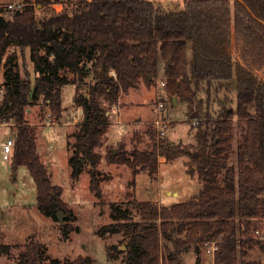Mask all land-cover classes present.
Masks as SVG:
<instances>
[{
  "label": "trees",
  "instance_id": "16d2710c",
  "mask_svg": "<svg viewBox=\"0 0 264 264\" xmlns=\"http://www.w3.org/2000/svg\"><path fill=\"white\" fill-rule=\"evenodd\" d=\"M224 2V19L217 26L206 13L211 0L188 1L178 12L149 0H80L70 13L43 17H37L36 5L44 9L53 3L37 0L36 5L23 3L11 18L0 14V121L13 123L10 166L13 171L22 166L29 170L37 207L59 223L64 240L79 230L72 225L78 217L63 200V188L53 183L38 150L30 108L38 105L42 113L48 110L61 121L62 89L76 87L73 105L82 118L69 135L74 138L68 159L71 177L78 180L89 165L90 188L100 197L98 166L112 108L121 94L141 84L151 87L163 63L165 87L171 99L187 104L196 143L182 146L165 139L158 146L149 128L153 149L129 153L120 144L107 148L105 160L132 168L135 185L137 175L158 172L159 154L169 161L187 157L189 171L202 179V188L189 201L169 207H160L156 200L137 201L138 222L128 209L112 203L113 222L97 235L123 234L126 245L111 246L115 253L107 251L108 259L116 264H180L182 254L198 242L217 240L215 264H257L242 257L263 244L257 231L264 233V0H234L233 9ZM234 34L242 40L237 55ZM17 49L24 55L22 61L29 51L33 71L19 63ZM233 153L236 161L231 163ZM184 232L185 239H173ZM9 249L0 244V254ZM19 260L96 264L90 256L50 257L47 245L35 237L29 238Z\"/></svg>",
  "mask_w": 264,
  "mask_h": 264
},
{
  "label": "rangeland",
  "instance_id": "374dc122",
  "mask_svg": "<svg viewBox=\"0 0 264 264\" xmlns=\"http://www.w3.org/2000/svg\"><path fill=\"white\" fill-rule=\"evenodd\" d=\"M37 0H0V14L6 18H11L13 10L9 5H22L30 2L36 5ZM53 4L41 9L36 5L37 17H43L51 14L70 13L74 3L80 0H51ZM162 6L168 11H182L186 4L191 0H149ZM213 5L206 9L207 16L214 26L223 21V6L227 4L233 9L234 0H211ZM242 40L235 34L232 40L234 54H238V49ZM13 50V49H12ZM19 54V63L33 71V64L30 61L29 51L27 58L25 55L22 61L23 53L20 49L16 50ZM4 67L0 66V88L2 90ZM72 78V75H69ZM161 82L166 83L162 74L155 79L151 87L140 85L138 90H130L129 94L120 96V113L128 112V115L135 116L142 114L140 120L131 119L126 121L121 117L123 125L121 127L120 141L111 142L107 148H118L124 144L126 150L130 153L134 150L145 151L153 149V141L148 135V129L155 131L156 143L158 146L163 140L168 139L175 145L190 146L196 143L195 129H192V123L187 118V104L177 99L175 105L171 99L169 91ZM145 91L147 95L145 96ZM76 87L67 85L62 89V108L63 118L61 121L55 120V124L46 125L47 119L52 120L49 111L42 113V108L38 105L30 108L28 119L30 123L36 126L38 150L43 155V160L48 166L49 173L54 184L63 188V200L74 211L78 220L74 222L73 227H78V231H72L67 240H64L57 221L45 216L37 207V189L36 185L26 167H19L16 171L12 170L11 162H6L0 157V244L9 245L8 253L0 254V264H19L20 254L25 250V244L30 237H35L48 247L50 257L58 259H75L78 256H90L96 264H116V261L108 259L107 251L115 253L110 249L111 246L126 245V238L123 234L108 235L99 237L97 231L104 225L113 222L112 203L120 204L128 209L132 219L136 222L141 221V213L137 201L144 200L143 190L150 185L155 188L152 191V199L157 200L158 188L169 189L173 195L163 194L162 204H178L189 201L197 195L202 188V179L198 175L190 173L189 159L187 157H178L168 160L166 155L158 156V172L152 177L148 173H141L136 176L135 185L133 184L134 175L132 168L127 165L115 164L109 168L105 160L107 149H102L103 156L101 164L98 166L100 174L98 175L99 189L101 196L97 197L91 190V177L89 174V165L86 171L78 180L71 177V168L68 159L73 152L71 145L74 138L69 135L75 131L78 124L74 123L71 115H77L80 119V112L76 114L73 109ZM143 95V96H142ZM142 96V97H140ZM140 97V98H139ZM162 102L165 108L162 112L163 117L168 121L169 127L165 139H159L154 121L157 115L153 112L154 107ZM137 103V105H136ZM103 105L106 106L105 102ZM78 111V110H77ZM45 116V117H44ZM44 118V119H43ZM117 116L111 112L110 127L114 126ZM65 123H68L67 125ZM119 126V125H118ZM110 127L109 131L110 132ZM1 132H10L8 128H0ZM238 129H236L235 145L239 139ZM108 135V134H107ZM108 137V136H107ZM108 143V142H107ZM161 157V158H160ZM236 161V155L231 156V163ZM124 166V167H122ZM122 167V168H121ZM117 168V171H113ZM114 175H112L111 171ZM13 174L16 175L15 181H12ZM113 179V180H112ZM112 180V181H111ZM186 238V233L178 236L173 235V239ZM264 238V236H263ZM262 245H254L246 251L242 257L246 262L264 264V240ZM202 242L192 246L181 256L180 264H205L208 261L204 257L199 247ZM109 249V250H108ZM123 256H119L118 262Z\"/></svg>",
  "mask_w": 264,
  "mask_h": 264
},
{
  "label": "built area",
  "instance_id": "2783aa9c",
  "mask_svg": "<svg viewBox=\"0 0 264 264\" xmlns=\"http://www.w3.org/2000/svg\"><path fill=\"white\" fill-rule=\"evenodd\" d=\"M8 7L10 9L15 10V9H21L22 5L19 4L16 7H14V5H9ZM161 86L164 87L165 83L162 82ZM1 99H2V92L0 91V101ZM120 105H121V102L119 98L117 105L113 107L114 109L112 108L116 114L119 113ZM164 108H165V105L162 102H160L153 109V112L157 115V118L154 121V125L156 126L159 139H165L167 132H168V127H169L168 121L163 117V114H162ZM75 112L76 114L79 113L77 110ZM71 118L73 122L76 124L81 122V120L77 117V115L72 114ZM52 124H55V119L52 118L51 121L50 119H47L46 125H52ZM11 126H13L12 121H6V120L0 121V128L5 127L10 130ZM14 147H15V138L12 135L11 130L10 132H5V134H3L0 130V157L4 161L8 163L11 162L13 152H14ZM257 234L261 236L260 238L262 240H264L263 238L264 233L261 234L260 231H257ZM218 246L219 245H218L217 240L203 241L200 244L199 249L201 253L203 254L204 257H207L208 259L206 264H215V254H216V251L218 250Z\"/></svg>",
  "mask_w": 264,
  "mask_h": 264
},
{
  "label": "crops",
  "instance_id": "0c3cea01",
  "mask_svg": "<svg viewBox=\"0 0 264 264\" xmlns=\"http://www.w3.org/2000/svg\"><path fill=\"white\" fill-rule=\"evenodd\" d=\"M159 73H160V75L162 76V74H163V63H162V65H161V67H160V71H159ZM162 83V82H161ZM145 86V85H144ZM140 88V87H139ZM138 88V89H139ZM138 89H135V90H138ZM142 88H140V90H141ZM147 91H145V96L147 95ZM143 96V95H142ZM142 96H140V97H142ZM139 97V98H140ZM178 102V101H177ZM136 105H137V103H136ZM177 105V104H176ZM73 109H76L75 107H74V105H73ZM114 109V108H113ZM113 109H112V112L114 113V114H116L114 111H113ZM78 110V112H80L79 114H80V120H81V118H82V113H81V111L79 110V109H77ZM119 111H120V109H119ZM120 113V112H119ZM119 113H117L116 114V116H117V121H116V123H114V126H111L110 127V132H108V137H107V140H106V142H105V145L102 147V149H107V146H108V144L109 143H111V142H118V141H120L121 139H120V137H119V135L121 134V126L120 125H123L124 123H123V121H122V119H121V117H125L124 119H126V121H129V120H131V119H136V120H140V117H141V115L142 114H136L135 116H131V115H128L129 113L128 112H125V111H123L122 113H121V117L119 116ZM120 121V122H119ZM66 125L68 124V123H65ZM119 125V126H118ZM119 127H121V128H119ZM108 142V143H107ZM101 149V150H102ZM110 167H108V169L109 168H113L114 167V165H109ZM122 167H124V166H122ZM121 167V168H122ZM107 169V170H108ZM100 170V169H99ZM108 171H111V170H108ZM113 171H117V168H115ZM113 171H111L112 172V175H114L113 173ZM113 180V179H112ZM111 180V181H112ZM155 188H153V187H151L150 185H148V187L146 188V189H144L143 190V194H144V200H150V199H152V191L154 190ZM173 191V190H172ZM172 191H170L169 189H164L163 191H162V188H158L157 190H156V192H157V202H158V204L159 205H161L163 202H162V200H163V194H165V195H173V192ZM174 205V204H173ZM169 206H172V204H169ZM168 206V207H169ZM207 263V261L205 262V264Z\"/></svg>",
  "mask_w": 264,
  "mask_h": 264
},
{
  "label": "water",
  "instance_id": "95a60500",
  "mask_svg": "<svg viewBox=\"0 0 264 264\" xmlns=\"http://www.w3.org/2000/svg\"><path fill=\"white\" fill-rule=\"evenodd\" d=\"M172 101H173V103L175 105L177 104V99L176 98H173ZM171 143H172V141H171ZM115 154H116V152H115ZM15 177H16V175L13 174L12 181H15ZM63 216H64V214L62 212L58 213V219H59L60 223H63Z\"/></svg>",
  "mask_w": 264,
  "mask_h": 264
}]
</instances>
